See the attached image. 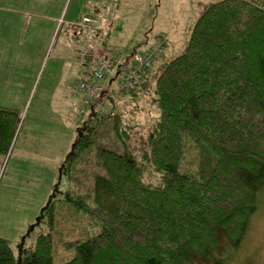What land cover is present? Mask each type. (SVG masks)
<instances>
[{
  "label": "trees",
  "instance_id": "1",
  "mask_svg": "<svg viewBox=\"0 0 264 264\" xmlns=\"http://www.w3.org/2000/svg\"><path fill=\"white\" fill-rule=\"evenodd\" d=\"M166 59L129 94L153 87L158 118L147 138L133 134L137 112L113 116L122 152L99 147L97 127H81L59 168L66 187L38 218L48 233L19 257L0 238V264H54L60 221L68 233L87 228L64 243L65 264L228 263L222 256L240 248L264 190V4L209 5L185 50ZM20 124L17 110L0 107V156ZM147 172L159 182L147 183Z\"/></svg>",
  "mask_w": 264,
  "mask_h": 264
},
{
  "label": "rangeland",
  "instance_id": "2",
  "mask_svg": "<svg viewBox=\"0 0 264 264\" xmlns=\"http://www.w3.org/2000/svg\"><path fill=\"white\" fill-rule=\"evenodd\" d=\"M220 1L223 0H105L101 5V12L107 18L112 12L114 17H112L114 24L111 28L110 41L115 44V51L110 49L105 51L102 48L100 52L132 56L142 52L145 47L161 37L167 45L166 61H171L185 50L201 12L209 5ZM253 1L257 4H264V0ZM76 3L77 0H68L66 9L69 7L72 10ZM116 13H119L117 19ZM179 30L182 32L180 33ZM57 34L54 47L43 58L42 55L40 56L41 51L31 56L34 70L36 63L39 68L36 67L38 77L28 96L25 97V90H22L21 97L3 99L10 104L8 106L17 110L21 117V124L9 155L0 156V238L9 243L16 257H19L21 247L32 246L37 236L48 233L47 227L36 226L38 218L54 191H63L66 187L64 180H59L60 165L56 167L53 159L60 158L61 149L73 146L81 127L87 123L97 127V145L101 148L122 152L123 146L116 135L113 124V116L115 117L116 113L123 115V119L128 121L137 112L136 118L132 121L139 128H135L133 134L140 135V138H147L158 118L152 87L149 95L141 94L136 99L127 94L111 99L103 98L102 101L95 103L92 115L90 112L92 108H90L88 114L79 122L78 100L80 102V96L70 87L82 79V75L76 73L79 68L75 65L80 64L78 56L83 50V42L82 40L74 42L73 50H71L72 46L66 43V49L62 51ZM60 58L63 63L60 62ZM73 58L79 62L71 64L74 61ZM66 59H69L67 65L64 63ZM51 63H54L55 68ZM159 72V70L156 71V74ZM62 74L67 78L68 88L63 97V104L58 105L59 110H63V115L61 113L56 115L52 113L51 99L46 98L47 93H44L43 87H46L45 83L49 78L55 80ZM154 75L153 73L152 76ZM153 81L155 80L151 82ZM82 104L81 102L80 106ZM37 140L39 147L35 143ZM41 149L57 154L55 158L50 155L53 159L49 160L47 168H41L42 163H36L31 156L25 154L27 151L38 153ZM138 155L140 156V153ZM15 163L21 165L23 171L12 172L15 169ZM145 181L157 184L159 178L154 173L147 172ZM47 183L49 184V196L46 201L44 199L42 201L41 198L47 190ZM83 226L79 225L76 231L68 233L63 231L67 229L64 221H60L59 229L54 235V264H65L71 258L72 254L66 251L63 245L65 242L84 239L87 228ZM91 232L93 233L92 230ZM222 257L229 260L226 264H264V190L258 199V211L252 218L250 228L240 248L234 251L228 250ZM194 263L198 264L197 261ZM201 264L208 263L201 262Z\"/></svg>",
  "mask_w": 264,
  "mask_h": 264
},
{
  "label": "crops",
  "instance_id": "3",
  "mask_svg": "<svg viewBox=\"0 0 264 264\" xmlns=\"http://www.w3.org/2000/svg\"><path fill=\"white\" fill-rule=\"evenodd\" d=\"M67 1L68 0H0V107L13 109L11 106H8L10 104H7L3 99L21 97L22 90H25V97L28 96L34 85L35 79L38 77V69H36V67L39 68L36 63L34 70L33 58H31V56L41 51L40 56L42 55L43 58L44 55L54 47L57 33L60 40L59 47L62 51H65L66 43L72 46L71 50H73L75 48L74 42L82 40L83 50L78 56L80 57V64L75 66L79 68L76 70V73L82 75V79L84 78L88 70L89 61L84 57L86 45L81 37V30L79 28L81 18L88 13L97 14L101 12V5L105 0H77L72 10H70L69 7L66 9ZM109 15L108 18L105 15L106 20L102 23V27L105 29L107 35L103 43V48L106 49V51L109 49L115 51V44L110 41L114 17L112 12ZM115 15L117 19L119 13ZM179 31L180 33L182 32V30ZM66 33L67 37H65ZM73 59L74 61H72L71 64L74 65L75 62H79L78 60L75 61V58ZM60 60V62L63 63L61 58ZM64 63H66V65L69 64V59L64 60ZM51 64H53L52 67L55 68L54 63ZM52 81L53 83L50 84ZM45 85L46 87H43V91L47 93L46 98L51 99L52 113L56 115L61 113V115H63V110H59L58 105L59 103L63 104V97L67 90L66 88H68L66 76L62 74L60 77L55 78V80L49 78ZM71 88L73 87L71 86L70 89ZM79 99L78 109L81 111L82 106H80V103H83V100L81 96ZM61 118L63 120V116H61ZM37 142L38 140L35 141V143L39 147ZM72 147L73 146L70 145L67 148L61 149L60 152L62 153L60 154V158H56V160L50 157V155H53L55 158L57 154H51L42 149L39 150L38 153H36L37 151H27L25 154L31 156L36 163H42L43 166H40L41 168H47L50 159L54 160L53 163H56V167L59 165L61 167L66 160V156L71 152ZM20 166L21 165L18 163H15V169L12 172L23 171ZM46 189L44 197L41 198L42 201L43 199L44 201L48 199V183Z\"/></svg>",
  "mask_w": 264,
  "mask_h": 264
},
{
  "label": "built area",
  "instance_id": "4",
  "mask_svg": "<svg viewBox=\"0 0 264 264\" xmlns=\"http://www.w3.org/2000/svg\"><path fill=\"white\" fill-rule=\"evenodd\" d=\"M102 12L82 16L81 37L85 41V58L89 61L83 79L73 85V90L82 97L80 117L84 118L90 108L103 98L123 97L136 91L138 84L154 71L164 59L167 45L158 37L142 52L127 56L119 53L100 52L106 37ZM81 118L79 121L81 122Z\"/></svg>",
  "mask_w": 264,
  "mask_h": 264
}]
</instances>
